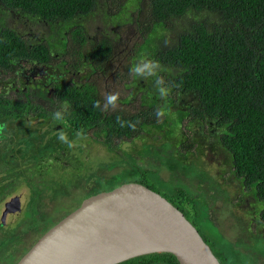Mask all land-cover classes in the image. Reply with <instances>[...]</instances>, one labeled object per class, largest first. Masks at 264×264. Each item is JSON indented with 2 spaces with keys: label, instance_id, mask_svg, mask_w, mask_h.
Masks as SVG:
<instances>
[{
  "label": "trees",
  "instance_id": "obj_1",
  "mask_svg": "<svg viewBox=\"0 0 264 264\" xmlns=\"http://www.w3.org/2000/svg\"><path fill=\"white\" fill-rule=\"evenodd\" d=\"M101 1L0 0V83L22 76L20 65L25 61L42 72L57 68L62 73L46 84L48 92H36L28 85L13 89L12 93L0 92V120L32 116L49 121V125L54 121L67 136L71 131L98 135L112 152L125 143H135L148 132V127L165 130L172 137L204 124L212 131L214 144L228 154L231 169L245 192L253 194L255 213L264 225V0H104L108 6L105 19L112 22L114 29L90 37L83 21L95 14ZM128 12L132 14L127 19ZM17 14L51 26L56 34L34 38L22 33L11 22ZM142 56L160 63L159 76L171 86L166 100L157 95L155 78H149L147 86L140 87L139 96L134 92L143 78H134L129 70ZM86 70L89 74L78 81L65 79L64 74L78 75ZM129 87L131 90L125 92ZM109 93H119L117 105L101 111ZM50 99L55 103L53 108L44 105ZM97 101L101 108L95 107ZM158 107L167 110L159 121L155 116ZM56 110H64L62 120L53 118ZM117 117L137 122L135 129L121 127ZM178 141L177 149L185 160L201 144L191 133L187 138L180 136ZM68 149L65 145L49 154L47 157L54 161L50 166H46L49 161L38 164L39 177L62 169L64 164L72 166L63 156ZM158 158L168 165L166 157ZM69 160L76 162V156ZM143 170L138 182L178 207L197 227L221 264H229L223 246L214 236L203 233V229L211 227L206 221L212 220L213 202L207 199L208 209L205 202L201 207L206 198L200 192L180 182L165 189L154 181L156 169L149 166ZM27 175L31 176L29 172ZM14 185L9 176L0 181L1 196L4 198L8 187ZM55 185H35L30 202H38L43 192L56 193ZM101 191L104 189L87 191L75 204L56 208L53 214H48L46 204L39 209L29 206L23 220L44 222L42 228L32 230V245H25L23 239L12 233L11 225L0 228V249L6 243L12 244L7 253L14 254L11 264H16L47 230L78 208L84 199ZM119 264L180 262L171 252H154Z\"/></svg>",
  "mask_w": 264,
  "mask_h": 264
},
{
  "label": "rangeland",
  "instance_id": "obj_2",
  "mask_svg": "<svg viewBox=\"0 0 264 264\" xmlns=\"http://www.w3.org/2000/svg\"><path fill=\"white\" fill-rule=\"evenodd\" d=\"M132 6L130 9L133 10ZM106 7L108 6L102 0L95 14L83 21L90 37H95L101 31H113L112 22L105 19L106 10H108ZM129 13L131 12L126 13L127 19ZM11 22L17 24L22 33L34 38L53 37L56 34L51 26L20 14L11 18ZM116 28L123 30L125 26H115ZM29 66L28 64L25 67L29 68ZM61 74L57 68L47 69L43 73L39 70L34 73L27 70L23 77L19 76L16 81L3 82L0 88L4 93L7 91L12 93L13 89L28 85L36 92H48L49 88L46 84L51 83ZM88 74L89 71L86 70L78 75L72 73L64 75L67 81H78ZM149 80V78H143L140 85L134 88L138 96L141 88L146 87ZM130 88L125 92H129ZM11 96L22 98L20 95ZM44 105L53 108L55 103L50 99V101L46 100ZM48 122L43 118L32 116H23L18 119L3 117L0 120V127H2L0 130V181H4L7 176L15 181L14 188L8 187L4 198L0 194V228L14 225L12 233L23 239L25 245L30 247L34 241L31 236L32 230L36 227L42 228L44 225V222L23 220L29 206L39 209L41 204H46L48 214H53L52 211L56 208L75 204L87 191L92 193L95 189L107 190L112 185L138 182L139 176L143 174V168L150 166L157 170L153 175L158 186L167 189L176 182H180L189 186L192 191L203 194L206 199L202 200L201 207L205 202L208 209L207 199L213 202L211 207L213 221L210 219L206 221L211 227L207 228V231L203 229V233L214 236V240L223 246L222 249L230 258L229 264H264V225L260 223L255 213L256 201L253 194L245 192L240 180L233 173L228 154L212 141L214 137L212 131L207 130L208 126L196 125L191 130L178 132L176 134L178 138L168 137L165 130L148 127V132L142 138H138L135 143H125L114 152L109 151L102 143L103 139L96 134L77 135L71 131L68 137L71 136L69 140L74 143V147L69 148L63 156L71 162L72 166L64 164L62 169L43 173L42 177H39L36 166L47 161L49 162L46 166H50L54 161L47 156L53 151L63 149L66 145L57 139L62 129L60 125L51 120L53 124L49 125ZM190 133L197 136L201 144L185 160L177 149L178 140L180 136L187 138ZM73 156H76V162L69 160ZM158 157H166L171 170L165 161L159 160ZM28 172L31 174L30 177L27 175ZM10 173L17 177L11 176ZM41 182L55 183V187H58L57 192L53 194L43 192L38 202L36 200L30 202L31 189ZM22 193L28 196L22 215L17 221L8 224L3 218L8 215L15 197ZM11 247H13L12 244L6 243L0 249V264H11L13 261L14 254L7 253Z\"/></svg>",
  "mask_w": 264,
  "mask_h": 264
},
{
  "label": "water",
  "instance_id": "obj_3",
  "mask_svg": "<svg viewBox=\"0 0 264 264\" xmlns=\"http://www.w3.org/2000/svg\"><path fill=\"white\" fill-rule=\"evenodd\" d=\"M26 193L15 197L6 223L17 221ZM171 252L180 264H221L186 215L161 193L126 182L83 200L47 230L16 264H119Z\"/></svg>",
  "mask_w": 264,
  "mask_h": 264
},
{
  "label": "clouds",
  "instance_id": "obj_4",
  "mask_svg": "<svg viewBox=\"0 0 264 264\" xmlns=\"http://www.w3.org/2000/svg\"><path fill=\"white\" fill-rule=\"evenodd\" d=\"M162 70L161 65L158 61H154L151 59H148L146 56L140 57L138 60H136L132 66L130 67L129 74L133 76L134 78H155V89L157 95L162 99L166 100L171 92V86L170 84L165 82V79L162 76H159V72ZM119 100V93H109L104 98V106L101 108V104L99 101L96 102L95 107L101 108V111H107L109 108H115L117 105V102ZM167 115V110L163 107H158L155 110V116L157 120L159 121L163 117ZM64 117V110H56L53 113V118L55 120H62ZM117 122L120 124L121 127L129 126L133 129L136 127L137 122H131V121H124L120 117H117ZM0 130H2V127H0ZM79 135V133H77ZM57 139L63 143L66 144L69 148L74 147V143L69 140L67 134L63 131H60Z\"/></svg>",
  "mask_w": 264,
  "mask_h": 264
},
{
  "label": "flooded vegetation",
  "instance_id": "obj_5",
  "mask_svg": "<svg viewBox=\"0 0 264 264\" xmlns=\"http://www.w3.org/2000/svg\"><path fill=\"white\" fill-rule=\"evenodd\" d=\"M30 65L29 66V68L27 67H25L26 65ZM20 69H22V73H23V75H25V72L28 70L29 72H31V73H34L35 71H37V70H39L41 73H43L42 71H41V69H38L36 66H34V64L33 63H29V62H22L21 63V65H20ZM1 84V83H0ZM0 92H2V89L0 88ZM0 118H2L1 116H0ZM1 126V125H0Z\"/></svg>",
  "mask_w": 264,
  "mask_h": 264
}]
</instances>
